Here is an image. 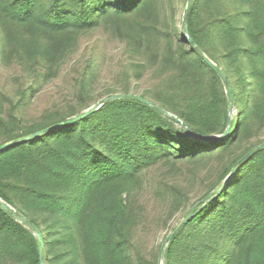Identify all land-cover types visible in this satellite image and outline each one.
<instances>
[{
  "label": "trees",
  "instance_id": "trees-1",
  "mask_svg": "<svg viewBox=\"0 0 264 264\" xmlns=\"http://www.w3.org/2000/svg\"><path fill=\"white\" fill-rule=\"evenodd\" d=\"M187 1L0 0V69L17 71L0 86V146L115 94L159 108L110 100L0 150V203L43 243L39 254L33 231L0 206V264H158L160 242L208 195L161 264H264V148L241 161L264 143V0H190L184 35ZM54 84L62 97L31 115ZM146 179L161 211L152 219ZM155 227L168 232L153 246Z\"/></svg>",
  "mask_w": 264,
  "mask_h": 264
},
{
  "label": "water",
  "instance_id": "water-1",
  "mask_svg": "<svg viewBox=\"0 0 264 264\" xmlns=\"http://www.w3.org/2000/svg\"><path fill=\"white\" fill-rule=\"evenodd\" d=\"M189 7H190V0L187 1V6H186L185 14H184V16L182 17V20H181V26H182L181 29H182V32L184 33V35H185L184 23H185V20H186L187 13H188V11H189ZM186 40L189 42V39H188L187 37H186ZM204 60H205V62L208 64V66H209V67H210V68H211V69L217 74V76H218L223 82H225L226 79H225L224 74H223L219 69H217V68H216L211 62H209V61L206 60V59H204ZM226 94H227L228 99H229V111H230V109L232 108V103H231V101H232V97H231V93H230V89H229V87H226ZM125 98H129V99H133V100L141 101V102L146 103V104H148V105H150V106H152V107H154V108H156V109L159 110V108L156 107L155 105H153V104H151L150 102H147V101H145V100H143V99H141V98H139V97H137V96H135V95L115 94V95H112V96H110V97L103 98L100 102H98V103H96L95 105H93L90 109H88V110L82 112L81 114H79V115H77V116H75V117H73V118H71V119H68V120L63 121V122H59V123H57V124H55V125H53V126H50L49 128H46V129H44V130H41V131L35 132V133H33V134H31V135H29V136H27V137H24V138H22V139H19V140L15 141V142H13V143H6V144H3V145L0 146V150L6 149V148H8V147H10V146H13V145L26 143L27 141H29V140L35 138L36 136H38V135H40V134H42V133H44V132L51 131V130H54V129H58V128H61V127L65 126V125H69V124H71V123H73V122H75V121H77V120H80V119H82L83 117H85V116H87V115L93 113L95 110H97L98 107H99V106L101 105V103H103V102H107V101H110V100L125 99ZM164 114L167 115V116H170L172 119H174V120L177 121V119H176L174 116H171V115L168 114L167 112H164ZM184 130H185V132H186L187 134H189V135H191L192 137H194V136L189 132V130L187 129V127L184 126ZM198 139H199L200 141H202V142H210V141H212V140H214V139H218V138L210 137V138H198ZM263 148H264V143H263V144H260V145H258V146H256L255 148H253L252 150H250L248 153H246V154L242 157L241 161H242V160H245L246 158H248V157H250L251 155H253L254 153H256L258 150L263 149ZM234 170H235V167L233 168V171H234ZM208 199H211V195L206 196L204 199H202L200 202H198L196 205H194V206L191 208L190 212L187 214V216H186V217L180 222V224L175 228V230H174L173 232H171V234H169V235L163 240V242L161 243V246H160V248H159V252H158V264H161V262H162V255H163V252H164V250L166 249L168 242H169V241L171 240V238L174 236V234H175V233H176V232H177V231H178V230H179V229H180V228H181V227H182V226H183V225H184V224H185V223H186L191 217H192V215H193V213H194L196 207H197L199 204L203 203L204 201H206V200H208ZM0 206H1L3 209H5L7 212H9V213L12 215V217H13L16 221H18V222L21 223V224H24V225H25L26 227H28L31 231H33L35 237H36L37 240H38V252H39V254H40L43 243H42V239H41V237H40V234H39V232L36 230V228H35V227H34V226H33L28 220H26L25 218L20 217V216H17L16 213H15L11 208H9L8 206H6L5 204L0 203ZM40 264H44L43 261H42L41 259H40Z\"/></svg>",
  "mask_w": 264,
  "mask_h": 264
},
{
  "label": "rangeland",
  "instance_id": "rangeland-1",
  "mask_svg": "<svg viewBox=\"0 0 264 264\" xmlns=\"http://www.w3.org/2000/svg\"><path fill=\"white\" fill-rule=\"evenodd\" d=\"M88 42H89V40L85 39L80 43L79 52H80V49H83L87 45ZM78 54H80V53H78ZM76 56H77V54H76ZM75 57L71 58L66 63V65L64 66V70H65L64 76H65V73L67 74V71L70 70L71 66L74 64L73 59ZM16 74H17V71L15 68L0 69V86L4 87L6 90H7V88H12V86L14 85V80L16 79L15 77L17 76ZM61 81H62V83H60V89H64L66 87V84H67V79H65V78L61 79ZM143 82L144 83H141L142 87H144L146 85L147 81L144 80ZM60 89H59V86L57 84H54L53 86L50 87V89H47L45 94H43V96L40 99H38V101L31 108V110H30L31 115L35 116V115L39 114L42 109L52 105L56 99H60L58 97V96H61L62 90H60ZM229 112H230V118H231L235 114V112L233 110V106ZM167 171L168 170H166V169H162L160 171H155L154 173H155V175L157 174V176H156L157 178L163 177L162 180L172 181L173 177L171 176L169 171H168V173H167ZM167 178H168V180H167ZM147 181L148 180L146 179L145 185L144 186L142 185V188H141L142 191L140 190L139 195L141 196V201L144 202V206L147 210L148 217L150 219H152L157 214H160L161 211L159 210V207L156 206L157 203H156V201H154L152 199L153 197L147 191H143V190H147L146 188L144 189V187H146ZM170 181H168V182H170ZM178 183H180V184L182 183L184 186H186L188 184L186 179H183V178ZM197 187H198L197 185L196 186L193 185L192 187H190V189L193 190V192L197 193V191L199 189ZM217 192H219V189L217 190ZM196 203H198V201ZM175 221H176V219L173 218L169 224L172 225V224H174ZM165 232L167 233L168 229L166 230L163 227L153 228L149 234L150 245L155 246L158 242H160V239L163 236H165V234H166ZM162 242L163 241L160 242V246H161Z\"/></svg>",
  "mask_w": 264,
  "mask_h": 264
}]
</instances>
